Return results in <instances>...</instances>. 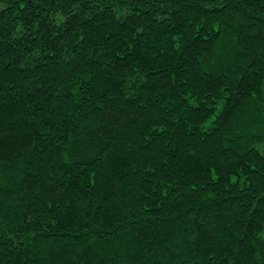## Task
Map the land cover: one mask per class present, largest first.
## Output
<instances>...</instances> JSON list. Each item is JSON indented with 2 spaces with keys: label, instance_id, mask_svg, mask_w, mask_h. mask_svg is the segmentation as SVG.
<instances>
[{
  "label": "trees",
  "instance_id": "1",
  "mask_svg": "<svg viewBox=\"0 0 264 264\" xmlns=\"http://www.w3.org/2000/svg\"><path fill=\"white\" fill-rule=\"evenodd\" d=\"M264 0H0V264H264Z\"/></svg>",
  "mask_w": 264,
  "mask_h": 264
},
{
  "label": "rangeland",
  "instance_id": "2",
  "mask_svg": "<svg viewBox=\"0 0 264 264\" xmlns=\"http://www.w3.org/2000/svg\"><path fill=\"white\" fill-rule=\"evenodd\" d=\"M264 235V234H263Z\"/></svg>",
  "mask_w": 264,
  "mask_h": 264
}]
</instances>
